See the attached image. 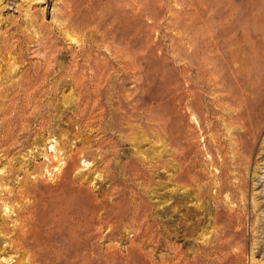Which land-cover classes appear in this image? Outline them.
<instances>
[{"label": "rangeland", "instance_id": "1", "mask_svg": "<svg viewBox=\"0 0 264 264\" xmlns=\"http://www.w3.org/2000/svg\"><path fill=\"white\" fill-rule=\"evenodd\" d=\"M104 32L114 33L100 37ZM94 66L110 80L98 98L111 109L102 121L95 99L92 112L77 108L79 91L63 83L73 74L93 79ZM35 71H45L46 98L25 96L38 78L28 91L19 88ZM253 93L259 111L244 123V97ZM19 125L27 127L23 147L4 155L0 142V177L14 174L9 184L0 182L3 189L18 190L26 174L34 180L44 154H54L50 146L65 141L67 148H91L74 168L98 202L105 193L112 203L114 187L128 210L139 197L151 209L142 218L147 233L128 212L126 227L107 235L110 229L95 226L93 239L73 237L70 229L53 233L58 216L43 209L40 231L50 258L264 264V0H0V137L1 126ZM79 125L100 127L76 134ZM43 176L46 184L37 186L47 196L44 188L55 179ZM0 264L29 261L0 240Z\"/></svg>", "mask_w": 264, "mask_h": 264}, {"label": "bare ground", "instance_id": "2", "mask_svg": "<svg viewBox=\"0 0 264 264\" xmlns=\"http://www.w3.org/2000/svg\"><path fill=\"white\" fill-rule=\"evenodd\" d=\"M90 20H91V17H90ZM111 29H112V27H111ZM120 31H123V30H120ZM112 33H114V32H112ZM112 33L111 32H104L102 34V36H100V37H102V38H103V36L104 37L105 36L108 37V35L111 36ZM87 51H89V50H87ZM93 52H95V51H93ZM87 56H88V54H87ZM87 56L85 55L84 57H87ZM96 66L93 67V70L95 71V76H93L94 77L93 79H91L92 76L90 77V79L88 78L89 80H86L83 76L79 77V76H76L75 74H73V75L70 76V78H67V79H69V82H68V80L64 79L65 81H63V83H65L67 86H70V88L74 87L75 91L76 90L79 91V97H78L79 98V102L77 100V102H78L77 103V108L82 106L83 110H85V109H87L90 106L91 99H95L94 102L92 101V103H93L92 105H94L93 107L96 106L95 109L97 110V113L99 111H101V115H100L99 119H100V121H102L105 117L109 116L108 111H110L111 109H109V108L106 109V110L103 109L102 105H106L107 103L106 104L103 103L98 98L101 97L105 93V89L108 86V82L110 80L108 78H106V77H103L105 75H103V73L100 72L99 69H97ZM27 75H24V77L22 78V81L19 80V81H21L20 84H19V88L20 89H22V90L26 89L28 91L30 89V86H31L30 84H31L32 79L34 77L40 79L39 80L40 82L37 85L38 86L37 89H31L30 91H28V93L26 92L27 94H25V96L28 98L32 94H34V92H39L40 95H42V96H44V98H46L47 97L46 96L47 92L44 90V88L42 86L43 81L45 80V71H42L41 74H38L35 71V73L32 74L31 77L27 76ZM68 77H69V75H68ZM178 85H180L179 82H178ZM17 86L18 85H16V87ZM23 92H24V90H23ZM125 93H126V91H125ZM252 96H253V99L251 100ZM252 96H251V98L244 97V107H243L244 117H243V115L241 114L240 111L236 110V116L243 117L244 118L243 119L244 123H248V119L251 120L253 117L256 116V113L259 111L258 110L259 108L257 106L258 95L253 93ZM25 98H24V101H25ZM40 101L41 100H39L38 102H40ZM119 102H118V104H119ZM15 103H16V101H15ZM187 103L188 102H186V104ZM26 104L27 103H25V105ZM25 105L22 104L23 107ZM97 108H99V109L101 108V109L99 110ZM88 109H90V108H88ZM88 109H87V112L89 111ZM22 110L23 109H21V112H22ZM90 110L92 112L93 108H91ZM134 111H135V109H134ZM17 113H18V111H17ZM30 113L32 114V112H30ZM31 114L29 115V112H28L27 113L28 116L24 115L25 117H22V116L19 117L20 123H23L25 121L24 118L30 117ZM113 114L114 113L112 112L111 115H113ZM123 115L125 116V118L131 117V115H129L128 112H125ZM245 115H247L246 118H245ZM98 116L96 115V117H98ZM92 117H94V116H92ZM97 120H98V118H97ZM259 123H261V121ZM91 127L93 129V127L99 128L100 126H88V125L87 126H80L79 125V126H77V131L75 133L76 134L77 133H81L83 130H85V129L87 130V128H91ZM256 127L257 128L255 129V131L250 134L252 136L253 140L255 139L256 134H257V132L260 129L259 128L260 126H256ZM24 128H27V127L20 126V125L19 126H11V127L10 126H1V129L3 130L2 134H1V137H0V142L2 143L1 147H3V148H1V153H3L4 155H9L15 147H23L24 146L25 142L23 140H21L22 138H24V134H25L24 133L25 132ZM40 128H41V126L39 127V129ZM14 129H15V131H14ZM95 130H97V129H95ZM238 130H240V129H238ZM13 131L15 132V134L13 133ZM156 139H157V137H156ZM165 142H167V141H165ZM66 143L67 142L64 141V144H62L63 146L60 147V148H57L55 146H50V152L52 150L54 152V154L52 156H47V155L44 154L43 157L45 158L46 161L41 165V169L43 168V172H38V173L35 172V173H37V176L34 178V180H30V177H28L29 175L26 174L22 179L18 180V183H19V186H20L18 190L17 189L16 190L3 189L2 187H0V208L1 207L4 208L3 215H1L2 219H1V223H0V240L3 243H5V242L8 243L9 249L14 250L16 253H18L20 255H23V257H27V259L29 261V264H63L62 262L57 261L55 259V257H52V258L49 257V254H50L51 251L49 252V251H45L44 250L47 247L45 245L44 238H42L43 236H42V233L40 231L41 226L44 224L43 223L44 218L41 215V210H43V209L47 210L46 212H48V214H53L54 211H55L56 215L58 216L57 217L58 221L56 223L57 224L56 225L57 228H56V230H54L53 233L61 231V228L63 230L70 229L72 231V235H73V233H76V234H78L80 236L84 235V239H85V236L87 238H92L93 239L94 234H92L91 232H92V230H94L95 226H98V227L105 226L107 229H110L111 230L110 232L107 231L108 232L107 235H109L114 230V229H111L114 226L117 229L123 228L127 224V222L129 221V217H130L131 222L134 223L139 229L142 230V228H144L143 226L145 225L143 223L144 220L142 218H143V216H145L149 212V210H151L148 206L143 204V202H142L140 197L136 198V201L134 200L135 198L134 199L132 198V200L135 201V203L132 204L133 205L132 208L130 210H128L127 209V198H125V196L122 193H119L118 190L114 189V187L113 188L111 187L110 189H108L110 191L109 193L112 196L114 195L113 200L111 201L112 203H110V204L107 203V201L105 200V193H103V192H102L103 194L101 193L103 198L101 197L102 199H100V201L98 202L96 197L93 196L88 191V189H84V186H86V185L83 182L84 181V179L82 177L83 174H76L77 173L76 169H75L76 167L74 168L75 162L77 161V159H79L78 158L79 154L80 153H85L86 150H91V148L88 147V146L86 148H84V149L76 148V147L67 148V147H64V145ZM88 143H90V142H88ZM88 143L87 142H83V145H86ZM74 145H76V144H74ZM96 150L99 151V147H96ZM58 153H60L59 156L57 155ZM98 153H99V155L102 154L100 151ZM61 156H62V158H61ZM173 159H175V158H173ZM100 160H103L102 157H100L99 161ZM105 163H106V160H105ZM150 164H152V163H150ZM225 167H226V165H225ZM48 168H49V170H48ZM35 170H36V168H35ZM43 174H46L47 176H50L53 179H55L54 185L51 184V186H48V187L45 186L46 188H44L45 191H47V193H45V191H44V193L47 194V196L41 195V193H40L41 189L37 186V183H39V181H41V182L43 181L44 182V180H46V179H44V178H46V176H43ZM13 176H14V174L13 175H7V176H4V177L1 176L0 177V182L3 183V184H9L11 179L13 178ZM170 178H171V176H170ZM12 183H13V181H12ZM114 183L116 185H118L119 182L115 181ZM44 184H46V183L44 182ZM115 184H114V186H115ZM98 191H97V193H98ZM170 193H171V191H170ZM170 193L167 194V195H169V198L171 197ZM99 196H101V195H99ZM87 201H91L92 202L91 205L88 204ZM15 203L19 204V205L13 206L12 204H15ZM170 210H172V208ZM95 211H98L100 213L98 215H95L96 214ZM128 212H129V215H130L129 217H128ZM212 221H214V218H212ZM143 231H145L147 233V228H144ZM138 233H139V231H138ZM73 237H74V235H73ZM152 238H153V236H152ZM94 249L95 248L93 246L92 250L94 251ZM52 251L54 252V249ZM114 252H116V251H114ZM117 257H118V261L121 260L120 261L121 263H122V260H125L124 259L125 257L122 256L119 253H118Z\"/></svg>", "mask_w": 264, "mask_h": 264}]
</instances>
